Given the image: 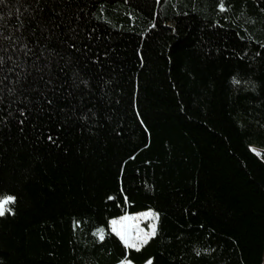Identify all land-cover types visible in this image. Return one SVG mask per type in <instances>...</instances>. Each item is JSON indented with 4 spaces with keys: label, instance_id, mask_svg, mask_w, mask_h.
Segmentation results:
<instances>
[{
    "label": "trees",
    "instance_id": "1",
    "mask_svg": "<svg viewBox=\"0 0 264 264\" xmlns=\"http://www.w3.org/2000/svg\"><path fill=\"white\" fill-rule=\"evenodd\" d=\"M219 2L0 4L5 68L22 62L15 72L51 94L33 66L43 68L49 52L31 40L39 60L25 56L16 40L20 22L36 27L43 9L78 32L80 79L88 80L74 89L65 69L62 88L48 85L62 93L58 109L0 128V196L16 197L0 216V264H263L264 0H224L226 11ZM15 72L4 73L5 84H15ZM19 92L4 91L0 117H18ZM66 108L74 120L90 118L65 125ZM148 210L159 214L156 236L125 249L108 221Z\"/></svg>",
    "mask_w": 264,
    "mask_h": 264
},
{
    "label": "snow or ice",
    "instance_id": "2",
    "mask_svg": "<svg viewBox=\"0 0 264 264\" xmlns=\"http://www.w3.org/2000/svg\"><path fill=\"white\" fill-rule=\"evenodd\" d=\"M44 3H49L50 0H43ZM4 0H0V4H3ZM37 4L41 3V0H36ZM179 3V0H177ZM175 7V5H174ZM218 8L220 11H226L227 8L224 4V0H220L218 3ZM43 13V9H40L37 17H32L33 22L36 27L26 26L28 25L27 21L20 22V27L25 29V34L16 38L17 43L23 48L24 55H32L36 56V53L32 51V47L26 41L36 40L38 45H43L42 52L48 51L49 56L45 58L44 67L41 68L36 65V62H33V66L36 68V71L40 73L39 80L44 81V75L48 76L47 81H44L45 91L50 92V95H45L44 91H37L36 89L31 87V81L27 80V76H24L21 72H15L16 68L23 67V63L20 61H12V68H5L6 64L5 55H0V103H3L4 96L3 93L6 90L9 96L17 95V85L20 86L19 94L23 96V100L13 101V103H20L21 107L17 109L19 113L18 117H14L13 113L9 111L6 116L0 117V128L7 127L11 120L15 119L18 125H23L26 119L35 113L39 115L41 112L47 113L50 110H55L59 108V101L62 98V93L60 96L57 95L55 88H48V85L53 84L56 81L57 86L63 87V77L67 75L65 69H70L72 71L73 80L71 83V87L74 89H79V85L76 84V80L80 79V73L83 71V68L80 66L81 58L77 55L79 52V46L77 41L79 40V34L75 28L67 26L66 29L62 27L63 20L59 18L57 14V18L53 19L48 16L41 15ZM187 14V13H183ZM71 22H69L70 25ZM152 28H155L156 25L152 24ZM172 28V31L175 32V28L169 25ZM49 28L54 29L55 31L50 33L45 40H41V37L44 36L45 32H48ZM39 30L40 36H37V31ZM46 41V45H45ZM50 45L51 47H48ZM264 47V45H262ZM57 48H60L61 51H56ZM0 51H5L6 49L0 48ZM19 53H17L18 55ZM86 55V54H85ZM106 55V53H105ZM55 58V61L53 60ZM36 59L39 60V56H36ZM7 60H11V55L7 56ZM63 61V65L61 66L59 61ZM55 62L57 68H59V72L53 70L52 65ZM15 72L16 81L15 84L9 86L5 84V81L9 79L7 75L4 73ZM30 76L31 73H28ZM35 79V78H33ZM233 83L239 84L240 81L233 77ZM80 82L87 85L88 80L80 79ZM27 84V86H25ZM36 92V95L40 97V99H29L27 93ZM69 96L74 97L75 92L69 93ZM0 111H4V109H0ZM61 115L64 116V124L68 125L70 122L75 123L78 120H87L90 117L87 114H84L80 117H75V120L72 116H68V111L74 110L71 108L59 109ZM91 115H96V113L92 109L87 110ZM142 123V121H141ZM23 131V128H20ZM47 139L49 141H53L52 136H48ZM58 146V145H57ZM134 157H130L133 159ZM109 200L115 199L113 196L108 197ZM16 197L10 194H4L0 196V216L4 215L5 211H10L8 209V205L14 203ZM128 203L127 196L124 197V205ZM124 205H121L122 207ZM159 214L155 211H141L135 214H129L127 211L124 212L123 215L112 218L108 221L110 226L111 233H114L116 237L119 238V241L122 242L125 249H135L139 251L144 245H146L151 238L156 236L157 234V223ZM144 221H148L147 227L142 226ZM79 224L80 222H75ZM94 235L100 240H105V229L98 228ZM200 255L199 252L196 253ZM119 264H133V260L125 257L122 259ZM146 264H152L151 259L146 262Z\"/></svg>",
    "mask_w": 264,
    "mask_h": 264
},
{
    "label": "rangeland",
    "instance_id": "3",
    "mask_svg": "<svg viewBox=\"0 0 264 264\" xmlns=\"http://www.w3.org/2000/svg\"><path fill=\"white\" fill-rule=\"evenodd\" d=\"M254 151L258 153V151H256V150H254ZM147 225H148V221H144L143 224H142V226H144V227H147ZM263 264H264V255H263Z\"/></svg>",
    "mask_w": 264,
    "mask_h": 264
}]
</instances>
